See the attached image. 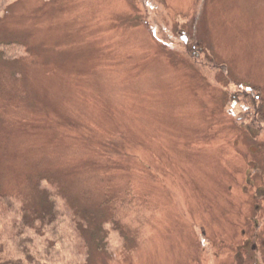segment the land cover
I'll use <instances>...</instances> for the list:
<instances>
[{"label": "rangeland", "instance_id": "obj_1", "mask_svg": "<svg viewBox=\"0 0 264 264\" xmlns=\"http://www.w3.org/2000/svg\"><path fill=\"white\" fill-rule=\"evenodd\" d=\"M0 46V264H264V0H0Z\"/></svg>", "mask_w": 264, "mask_h": 264}, {"label": "flooded vegetation", "instance_id": "obj_2", "mask_svg": "<svg viewBox=\"0 0 264 264\" xmlns=\"http://www.w3.org/2000/svg\"><path fill=\"white\" fill-rule=\"evenodd\" d=\"M262 225L263 224H261V222H258L257 220L256 221H252L251 222V228H254V230L256 231L255 233H254V236H253V239L255 240L256 239V235L255 234H257L259 231V233L262 235V238L264 237L263 235L264 234H262V231H263V229H262ZM242 227V229L240 228L239 229V234H240V236L242 237V242L244 243V242H246V244H247V242H248V240L246 239V234H247V228L248 227H243V226H241ZM199 232H200V235H201V237H202V239L204 238V237H208L207 235H206V233L202 230V229H200L199 230ZM208 239H209V237H208ZM208 239H207V241H208ZM204 240V239H203ZM209 245H210V249H211V252H216L217 250H219L218 249V246H217V244L216 243H214V242H212V241H210V239H209ZM221 242V241H220ZM262 243H263V239L260 241V247L262 246ZM213 244H216L215 246H213L212 247V245ZM243 246V245H242ZM234 247V246H233ZM236 247V246H235ZM235 247L234 248H232V250L230 251V253H232V251L235 253ZM224 253V252H223ZM243 253H245L244 254V257H243ZM242 253V250H241V247L238 249V251H237V253H236V255L235 256H237V258H239V264H245V260L247 259L246 258V256L248 255V252L246 251V247H245V251ZM225 254H227V253H225ZM242 254V255H241ZM260 255H261V253H260Z\"/></svg>", "mask_w": 264, "mask_h": 264}, {"label": "trees", "instance_id": "obj_3", "mask_svg": "<svg viewBox=\"0 0 264 264\" xmlns=\"http://www.w3.org/2000/svg\"><path fill=\"white\" fill-rule=\"evenodd\" d=\"M13 45V44H12ZM16 45V48L15 49H18V47L20 46V45H18V44H15ZM3 46V45H2ZM10 44H5V47L7 48V47H9L10 48ZM1 46H0V56L2 57V59H5V57H4V55L6 54L5 53V49H2L1 50ZM13 51V50H12ZM5 53V54H4ZM18 58L15 56V55H12L11 57H9V61H14V60H17Z\"/></svg>", "mask_w": 264, "mask_h": 264}]
</instances>
